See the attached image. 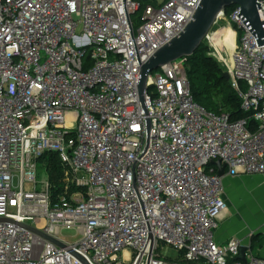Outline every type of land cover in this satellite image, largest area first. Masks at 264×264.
Returning <instances> with one entry per match:
<instances>
[{
  "label": "built area",
  "instance_id": "1",
  "mask_svg": "<svg viewBox=\"0 0 264 264\" xmlns=\"http://www.w3.org/2000/svg\"><path fill=\"white\" fill-rule=\"evenodd\" d=\"M199 1L0 0V264H264L254 232L224 243L214 234L228 210L225 177L264 175V43L239 6L216 22L235 35L224 72L244 117L197 103L182 58L149 72L147 113L138 96L141 64ZM49 153L84 191L52 198L48 179L38 182ZM161 244L181 260L165 259Z\"/></svg>",
  "mask_w": 264,
  "mask_h": 264
},
{
  "label": "water",
  "instance_id": "2",
  "mask_svg": "<svg viewBox=\"0 0 264 264\" xmlns=\"http://www.w3.org/2000/svg\"><path fill=\"white\" fill-rule=\"evenodd\" d=\"M236 5L240 8L236 16L242 20L247 29L253 35L257 45L264 43V27L262 28V21L257 12V8H260V3H258L257 0H200L191 20L184 26V28L176 36L158 48L140 66L137 91L145 113H147V110L144 103V94L147 90L149 72L159 69L173 61L193 55L205 40L213 25H215L219 15L226 8ZM222 76L226 80L229 78L226 72H223ZM149 131L150 121L147 118L146 132L148 140ZM211 164L217 167V172L220 177L225 175V166L221 165L219 160L212 161ZM3 220L4 219H0V221ZM24 227L33 233L42 236L48 241L55 243L59 247H64V245L58 240L45 235L30 226L25 225ZM244 251L245 247H241L239 259L242 261H245Z\"/></svg>",
  "mask_w": 264,
  "mask_h": 264
},
{
  "label": "rangeland",
  "instance_id": "3",
  "mask_svg": "<svg viewBox=\"0 0 264 264\" xmlns=\"http://www.w3.org/2000/svg\"><path fill=\"white\" fill-rule=\"evenodd\" d=\"M140 13H137L136 15H133L132 18L135 20V22H138V16ZM226 20H218L215 25L211 28L208 36L209 38H205V40L200 45L199 51H202L206 56L211 58L213 62H215L220 69L225 71L226 64H228L230 55L228 51L223 47L221 44H217L214 40V35L218 32L219 29L225 26ZM239 35V34H238ZM190 57V56H189ZM179 61V60H178ZM179 63L184 67L186 73L190 70V63L188 57L182 58ZM157 72H159V69H156L151 72L152 75H155ZM240 87L242 90H246V84L241 81ZM220 88L216 90L213 94L212 104L210 106H204L200 102L199 104L204 106L208 110H215V103L218 102V104H222V95L220 94ZM148 92L152 94L153 89H149ZM217 92V93H216ZM213 93V92H212ZM197 102V100L195 99ZM48 179L47 172H46V165L45 164H39L38 165V182H44ZM264 181L261 179L260 182ZM256 182L254 185H252V192L244 191L243 187L244 183L242 180H236L234 183L233 181H230L227 183V202H228V211L226 214V219L228 218L231 220L236 221V224L240 226V228H255L261 230L263 228L264 230V207L259 206V208L255 207V203L257 201L264 202V186L258 187L259 184ZM243 229H239L238 233H241ZM254 232V231H252ZM263 232L256 235L260 236V238L263 239ZM79 235H76L73 230H63L61 232V237L68 243H73L78 239ZM161 248L159 249V252L165 259L168 260H181V255L174 251L173 249L169 247H165L163 244H161ZM259 242H256L253 244V249L256 252L258 250ZM123 264H129L123 262ZM188 264H207L203 261H200L198 263H188Z\"/></svg>",
  "mask_w": 264,
  "mask_h": 264
},
{
  "label": "trees",
  "instance_id": "4",
  "mask_svg": "<svg viewBox=\"0 0 264 264\" xmlns=\"http://www.w3.org/2000/svg\"><path fill=\"white\" fill-rule=\"evenodd\" d=\"M232 8L233 6L226 8L224 10L225 14L228 15ZM199 48L193 55L188 57L191 63L188 65L190 70L187 75L194 100L196 99L197 103L200 102L204 106H210L214 92L220 88L222 104L219 105L216 102L215 109L230 112L234 119L244 117L245 114L240 110V100L231 88L229 81L222 76L224 71L211 58L199 51ZM254 126L255 123L251 120L249 129H253ZM41 161L46 163L48 182L54 200L62 195L68 196L79 189L84 191L83 188H77L67 182L70 175L68 174V168L60 161L56 153L46 154L41 158Z\"/></svg>",
  "mask_w": 264,
  "mask_h": 264
},
{
  "label": "crops",
  "instance_id": "5",
  "mask_svg": "<svg viewBox=\"0 0 264 264\" xmlns=\"http://www.w3.org/2000/svg\"><path fill=\"white\" fill-rule=\"evenodd\" d=\"M261 179L264 180V175H240V176H235V177H225L224 189H225L226 201H227V183H229L230 181H233V183H234L236 180H242V182L244 183V186L246 185V187H243L244 188L243 190L246 192H248V191L252 192L253 190L251 187L256 182H258L257 184H259L258 187L264 186V181L260 182ZM227 205H228V202H227ZM259 206L264 207V202L257 201L255 203V207L259 208ZM239 229H243V227L240 228V226H238V224H236V221H234V220H231V219L228 220V218L226 219V214H224L222 216V218L218 221V226L214 232L215 238L218 242L224 243L232 236H244L248 232L254 231V235L251 239L252 253L256 256L264 257V235H263V239L260 238V236L256 237V235L259 234L260 232L261 233L263 232V234H264L263 228L261 230H259L260 228L255 229V228H247L246 227L242 230L241 233H238ZM256 242H259V246H258L259 248L255 252L253 249V244H255Z\"/></svg>",
  "mask_w": 264,
  "mask_h": 264
},
{
  "label": "bare ground",
  "instance_id": "6",
  "mask_svg": "<svg viewBox=\"0 0 264 264\" xmlns=\"http://www.w3.org/2000/svg\"><path fill=\"white\" fill-rule=\"evenodd\" d=\"M213 37H214L213 41H216L217 44H221L223 47H225L229 55H231L235 45V35L233 30L228 26L222 27Z\"/></svg>",
  "mask_w": 264,
  "mask_h": 264
}]
</instances>
